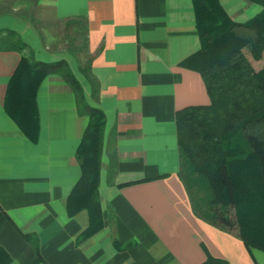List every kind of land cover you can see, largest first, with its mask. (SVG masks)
I'll use <instances>...</instances> for the list:
<instances>
[{
	"label": "crops",
	"instance_id": "crops-1",
	"mask_svg": "<svg viewBox=\"0 0 264 264\" xmlns=\"http://www.w3.org/2000/svg\"><path fill=\"white\" fill-rule=\"evenodd\" d=\"M220 2L238 22L262 9ZM73 27L84 38L94 95L60 39ZM3 29L18 32L36 60L66 61L88 103L104 112L105 129L103 224L83 238L90 214L71 215L68 198L82 175L77 150L90 117L64 78L49 74L31 141L5 107L21 53L0 51V264H203L205 247L229 264H264L263 250L195 214L180 177L177 112L211 102L201 74L180 65L201 47L193 0H0ZM26 234L37 237L40 261Z\"/></svg>",
	"mask_w": 264,
	"mask_h": 264
},
{
	"label": "trees",
	"instance_id": "trees-1",
	"mask_svg": "<svg viewBox=\"0 0 264 264\" xmlns=\"http://www.w3.org/2000/svg\"><path fill=\"white\" fill-rule=\"evenodd\" d=\"M262 10L246 22L235 21L220 0H193L200 49L180 62L199 72L210 104L188 106L177 112L181 160L180 177L193 211L207 223L240 238L245 246L264 251V0H250ZM21 53L7 89L5 107L31 141L39 136L35 104L44 78L60 74L77 97L79 111L89 124L77 150L82 175L68 198L71 215L90 214L83 238L102 227L99 183L104 147L105 114L86 100L83 86L64 61L34 58L23 37L12 29L0 30V51ZM81 72L98 86L90 67ZM262 125L257 131L250 127ZM36 261L41 260L37 237L26 234ZM203 264H229L205 247Z\"/></svg>",
	"mask_w": 264,
	"mask_h": 264
},
{
	"label": "rangeland",
	"instance_id": "rangeland-1",
	"mask_svg": "<svg viewBox=\"0 0 264 264\" xmlns=\"http://www.w3.org/2000/svg\"><path fill=\"white\" fill-rule=\"evenodd\" d=\"M60 37H61L60 39H63V41L66 40L70 43L69 44L70 49H71L70 55L75 59V62L77 63V65L86 67L87 56H86V52H85L84 38H82V35L80 33H77L73 27L72 30L69 29V30H67V32H65V33L63 32V34H61ZM74 65L76 66V64H74ZM258 127H260L261 129L263 128L262 125H260V126L256 125L254 127H250L249 129L257 131ZM101 166H102V158H101ZM100 173H101V171H100Z\"/></svg>",
	"mask_w": 264,
	"mask_h": 264
}]
</instances>
